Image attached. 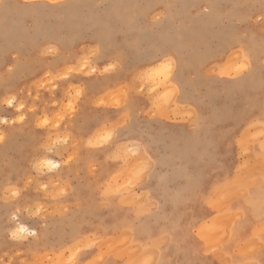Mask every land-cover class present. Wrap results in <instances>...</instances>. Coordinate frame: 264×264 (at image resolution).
Masks as SVG:
<instances>
[{
  "label": "rangeland",
  "instance_id": "1",
  "mask_svg": "<svg viewBox=\"0 0 264 264\" xmlns=\"http://www.w3.org/2000/svg\"><path fill=\"white\" fill-rule=\"evenodd\" d=\"M20 1L27 3L26 6H38L41 11L28 16L13 13L6 16L7 21H4V16L0 17V116L10 121L8 124L0 123V133L6 137L5 141L0 143V264H56L59 262L56 260L58 256H63L62 258L66 259L63 261L70 264L74 250L77 256L73 259L76 261H72L73 264H128L135 256L137 250L134 249H138L137 246L142 253L149 247L150 251L157 248L154 251L158 252V256L153 258V264H159L161 261L164 264H185L184 252L189 255L188 264H225L223 261H227L226 264H244L252 257L259 258L261 250L264 249V230L259 231V226L260 230L262 226L264 228V171L257 166L259 171L260 168L263 171L259 174L255 167L257 177L252 176L254 179L247 180L255 181V178L260 177L261 179L255 182L256 185H250L249 182L245 184L242 180L233 184V180L238 178L240 169L242 172L239 174L251 177V167L254 168V165H259L260 162L256 160L249 170L248 164L246 165L248 160L251 164L259 157L258 160L262 159L261 166L264 162V149L260 148L264 140L260 136L257 140L256 135L264 131V120L261 119L264 116V19L261 18V0H79L75 9L69 8L73 0ZM182 21L184 25L181 24ZM102 37L104 40H101ZM182 44H186L181 54L186 67L185 85L175 89L169 84L168 88L166 84H160L165 85L164 90L156 86V91L151 94V85L146 82L148 87L145 90L146 84L136 79L138 74L145 72L149 65L163 60L168 50H175V47ZM101 46L107 49L109 54L105 56L109 57L110 61L104 58L97 62L89 61L87 67L84 64L82 66V61L84 63L86 59L85 53ZM50 49L52 51H49ZM241 49H252L258 60L238 75L235 65L241 59ZM117 58V68L105 72V61L117 62ZM16 63L23 67L17 68ZM93 66L97 68L95 72L91 70ZM68 67L74 70L70 69V72ZM48 73L51 75H47ZM253 73L257 83L250 89L247 85H239V82L247 81ZM65 74L70 76V79L58 81L57 78ZM94 81L102 83V91L88 94L87 86ZM161 89L163 91L158 95ZM77 91H80L81 95L76 96ZM154 92L158 93L155 95ZM109 93L115 97L112 98ZM5 94L15 95L16 105L24 103L25 107L21 111L14 107L8 108L3 103ZM184 94L187 100L182 105L178 99ZM170 97L174 99L171 100ZM102 98H107L108 101ZM69 99L78 105L77 112L73 114L75 119L69 120L62 129H57L55 124L62 123L57 117L67 110L66 103ZM155 103L156 107L159 103H168L166 107H175L174 110L178 109V112L167 110L170 113L161 114L158 110L165 108V111V105L162 108L160 104L161 108L157 110ZM232 108L238 112L235 116L230 113ZM194 111L201 119L195 117ZM82 112H85L84 116H81ZM20 114L25 116L23 122L19 120ZM219 114L223 116L219 117ZM45 116L51 122L46 130L37 127ZM197 121L204 126V131L210 128L211 133L205 135L203 130L199 131L198 140L193 139L197 140L196 142L186 137L180 138V135L176 136L186 131L196 132ZM251 124L255 125V128L261 126L259 128L263 130L256 128V131H252L249 128L253 127L246 126ZM100 127H126L127 131L119 137H114V142H109L103 149L90 147L88 139L96 132L100 133ZM245 129H248V132ZM243 133L251 139H246ZM241 137L251 145L245 148L246 151L248 149L247 152L241 148ZM57 138H66L69 143H60L52 151H45V147ZM137 141L146 142L151 147L149 155L153 176L147 181V187H141L137 183L127 185L134 172L132 169L128 174L131 170L129 165L135 158L137 165L143 160L136 151H132ZM246 143L245 146L248 145ZM119 145L121 148L117 149ZM123 145L128 147L124 150L129 155L124 156H132L129 161L124 159L123 155L117 158L115 156L119 148L123 150ZM120 153L122 154L121 151ZM249 153L254 156L252 159ZM66 154L78 157L70 167L63 164ZM46 156L61 161V167L55 171H37L33 167L34 163ZM183 161H189L190 164L185 167ZM244 162L245 166H248L244 167L245 170L240 165L244 166ZM125 168L130 170L126 171L123 179L127 180L126 175H131L124 183L126 186L121 187H132L122 191L124 188H120V184L123 181L120 182L119 177H123ZM131 168H135L134 165ZM193 171H198L199 175L193 177V180H188L186 174ZM230 178L233 180L228 185ZM45 184L47 189L44 188ZM205 184L208 185L207 192L199 190ZM224 184L229 191L232 190L228 188L231 185L236 186L238 190H246L240 191L243 192L242 195L240 192H237L235 197L230 195V198H234L232 200L226 198L231 194L229 192L227 195H221H226L223 201L229 200L228 208L223 202L226 204L225 209L222 201L219 202L221 198L217 199L214 195ZM224 187L221 193H225ZM16 188H19L20 195L13 197L11 193ZM138 188L140 190H137ZM106 190L110 195H105ZM128 195L134 202L124 200ZM128 198L126 199L129 200ZM212 201L218 204L216 207L221 206L222 210L213 208L215 203ZM260 205L262 209L258 214ZM144 206L146 211L142 209ZM226 214L230 218L232 214L236 215L234 219L232 217L227 220ZM238 214L242 215V218ZM13 216L16 217L15 220L12 219ZM213 216L217 219L218 216L225 217L219 218L218 221ZM223 220L230 226L222 228L219 224V228L229 229L223 230L225 232L231 230L228 237L225 236L227 241L223 235L220 236L223 239L215 238L218 230H210L214 235L208 232L207 235L204 234L208 239L200 241L196 235L197 227L206 230L209 221H212L214 227L215 222ZM18 222L36 228L38 236H24L21 240H12L10 232L12 233ZM202 225L204 227H201ZM175 227L180 234L182 250L170 254L168 248L173 242L172 228ZM124 231L129 235L125 233L123 237L126 238L122 240L121 234H124ZM162 236H167L168 240L165 239L166 242L159 244L157 241H160ZM249 236L251 237L248 238ZM118 237L121 243L115 239ZM109 239L117 240L116 244V241L113 242L115 245H125L122 241H128L131 249L133 246L130 252L134 254L130 257V252L127 251L128 255H123V245L118 248L116 246V250L112 248L115 245H112L111 248L115 251L107 252L108 246L106 248L101 243L104 242L102 240H108L109 243ZM246 239L253 248L255 245L251 243L261 244L256 245L257 249L254 248L256 252L251 248L255 253H251L249 247L247 249L250 253L240 250V245H243ZM130 241L134 243L131 244ZM210 243L213 245H208ZM125 246L129 249L128 245ZM208 246L213 251H210ZM69 249L72 251H68ZM147 250L145 252H148ZM217 250L220 253L218 256L223 254V258L218 259V256H215ZM145 252L144 259L139 264L152 254L148 252L145 256ZM100 253L103 256L97 257ZM154 254L157 253L152 255ZM140 257L142 258L141 255ZM150 259L149 257L148 260Z\"/></svg>",
  "mask_w": 264,
  "mask_h": 264
},
{
  "label": "bare ground",
  "instance_id": "2",
  "mask_svg": "<svg viewBox=\"0 0 264 264\" xmlns=\"http://www.w3.org/2000/svg\"><path fill=\"white\" fill-rule=\"evenodd\" d=\"M24 1H28V0H24ZM78 2H79V0H73V1L71 2V4H70L69 8H71V9H75V7L78 5ZM26 4H27V3H23V2L20 1V0H4V3H3L2 5H0V17L2 18V16H4V17H5V18H4V21H7L8 17H6V16H7V15H10V14H13V13L18 14V15H20V16H28V15H31L32 13H40V11H41L40 7H38V6H26ZM110 8H111V7H110ZM110 11H111V10H110ZM110 11H109V12H110ZM122 16H123V15H118V17H122ZM2 21H3V20H2ZM205 22H208V21H205ZM205 22H204V23H205ZM181 24L184 25L183 21L181 22ZM198 27H199V26H198ZM105 34H106V32L103 34V36H105ZM192 37H193V36H192ZM185 39H186V38H185ZM185 39H184V40H185ZM188 39H190V38H188ZM192 39H193V38H191V40H192ZM199 39H200V38H199ZM101 40H104V38L102 37ZM189 41H190V40H189ZM187 42H188V40H187ZM35 43H36V42H35ZM103 43H104V42H103ZM183 43H184V42H183ZM185 46H186V44H182L181 46L175 47V48H176L175 50H174V49H170V50L167 51V53L164 52L165 55H164V58H163V59L171 58V59L175 62V65H174L175 69L177 68V70H175L176 72L174 71V77H175V78H174L170 83H168L170 87H173V88H175V89H178V88L180 89V88H182V86L185 85V83H186V77H185V74H184V73H185V69H186V67H185V61H183V57H182V55H181V54H183V53H182V50H183V48H185ZM104 47H105V46H104ZM227 49H228V48H227ZM243 50H244L245 52H247V54H248V57H249V65L253 66V65L255 64V61L258 60V59H257V55L254 54V52L252 51V49H251V50H247V49L245 50V49H243ZM250 51H251V52H250ZM194 54H196V53H194ZM194 56H195V55H194ZM238 57H240V55H239ZM104 58H107V60L110 61L109 57H107V56H103V57H101L100 59H104ZM190 58H191V57H190ZM192 58H194V57H192ZM236 58H237V56H236ZM100 59H99V60H100ZM237 59H238V58H237ZM230 60H233V59H230ZM230 60H229V62H230ZM234 60H236V59H234ZM193 61H194V59H193ZM111 62H112V61H111ZM196 62H197V61H196ZM227 62H228V61H227ZM108 63H109V62H108ZM112 63H113V62H112ZM160 63H162V60L159 61L158 63L152 64V65H149L148 68H145V72H146V70H150V69L155 68V67L158 66ZM82 64L85 65V62L83 63V61H82L81 65H82ZM82 66H83V65H82ZM85 66H86V65H85ZM85 66H84V67H85ZM235 66H236V65H235ZM16 67H17V68H22L23 66H21L20 63H18V64L16 63ZM79 67H80V66H79ZM86 67H87V66H86ZM68 68H69V70H70V69H73V70H74V68H72V67H68ZM82 68H83V67H82ZM93 69H95V71L97 70V68H96L95 66H93V67L91 68L92 71H93ZM80 70H81V69H80ZM19 72H20V71H19ZM142 72H143V71H142ZM142 72H140V73H142ZM17 73H18V72H17ZM68 73H69V72H68ZM211 73H212V72H211ZM223 74H225V73H223ZM65 75H66V74H65ZM136 79H138V78H136ZM139 81H140V80H139ZM259 81H260V80H259ZM198 82H199V81H198ZM133 83H134V81H133ZM143 83H144V85L146 84V82H143ZM255 83H257V79L254 78V73H253L251 76H249V78H248L247 81L244 80V81L239 82V85H240V86H244V85L246 86V85H247V86H249V89H250ZM101 84H102V83H100V82H98V81L91 82L90 85L87 86V93H88V94H93V93H97V92L102 91V85H101ZM140 84H141V83H140ZM162 85H163V84H162ZM166 85H167V84H166ZM149 86H150V84H149ZM159 86H160V85H159ZM232 86H233V85H232ZM141 87H142V86H141ZM143 87H144V86H143ZM146 87H148L147 84L145 85V90H146ZM160 87L163 88V87H165V85H164V86H160ZM166 87L168 88V85H167ZM228 87H229V86H228ZM151 88H152V85H151ZM156 88H159V87L157 86ZM156 88H155V91H156ZM173 88H172V90L174 91L175 89H173ZM226 88H227V87H226ZM137 89H138V88H137ZM139 89H140V87H139ZM139 89H138V90H139ZM170 89H171V88H169V90H170ZM143 90H144V89H143ZM145 90H144V91H145ZM148 90H149V89H148ZM163 90H164V88H163ZM163 90L161 89V92L159 91L160 94L157 92L158 95H161V93H162ZM172 90H171V91H172ZM193 90H194V89H193ZM149 91H150V90H149ZM149 91H148V92H149ZM177 91H178V90H176V93H177ZM148 92H147V94H148ZM151 92H152L151 94H153V91H151ZM157 93H156V94H157ZM174 93H175V92H174ZM109 94H111V97H112V98L115 97V96H114V97L112 96V93H109ZM149 94H150V92H149ZM151 94H150V95H151ZM154 94H155V92H154ZM156 94H155V95H156ZM164 94H165V93H164ZM114 95H115V94H114ZM155 95H154V96H155ZM165 95H166V94H165ZM174 95L176 96V94H174ZM174 95H173V97H174ZM106 97H107V96H106ZM147 97H148V95H147ZM157 97H159V96H157ZM166 97H167V96H166ZM166 97H165V98H166ZM173 97H170V99L172 100ZM108 98H109V97H108ZM120 98H121V97H120ZM151 98H153V96H152ZM154 98H155V97H154ZM102 99H105V98H102ZM106 99H107V98H106ZM106 99H105V100H106ZM116 99H117V98H116ZM116 99H115V100H116ZM118 99H119V98H118ZM158 99H159V98H158ZM160 99H161V98H160ZM173 99H174V98H173ZM168 100H169V98H168ZM171 100H170L169 102H171ZM178 100H179L180 104L183 105V102L187 100L186 95L184 94V95L181 96V98L178 99ZM89 101H91V100H89ZM97 101H98V100H97ZM103 101H104V100H103ZM106 101H108V100H106ZM147 101H149V100H147ZM154 101H155V102H159V101H156V100H154ZM92 102H93V101H92ZM99 102H100V101H98V103H99ZM110 102H111V100H110ZM119 102H120V101H119ZM119 102H118V103H119ZM150 102H152V100H150ZM169 102H168V103H169ZM172 102H174V100H173ZM88 103H89V102H88ZM101 103H102V102H101ZM106 103H107V102H106ZM168 103H166V105H165L164 103H159V105L162 104V105H160V106L163 108V106L165 105L164 107H166ZM23 104H24V103H23ZM102 104H103V103H102ZM108 104H109V103H108ZM169 104L172 105L171 103H169ZM175 104H176V103H175ZM119 105H120V104H119ZM154 105H155L154 107H156V103H155ZM157 105H158V104H157ZM159 105L156 107L157 110H158L159 108H161ZM152 106H153V104H152ZM171 107H172V106H171ZM173 107H174V105H173ZM14 108H15L16 110H18V111H21L20 104L16 105ZM167 108H169V109H167ZM244 108H245V107H244ZM164 109H165V108L160 109V110H158V112H160L161 114H162V112H163V114H167V113H170V111L168 112L167 110H171V112H172V111L175 109V107L172 108V109H170V107H166V110H165L166 112L163 111ZM176 109H177V108H176ZM234 109H235V108H232V109L230 110V111H232V112H230V113H231L232 115L234 114L233 116H235V114L238 113L237 111L235 112ZM246 109H248V108H246ZM177 110H178V109H177ZM177 110H174V111L178 112ZM183 111H185V109H184ZM191 112H192V111H191ZM191 112H190V113H191ZM227 113H228V111H227ZM84 114H85V112H82L81 116H84ZM194 115H195L196 118H198V120L201 119L200 115H198V114L196 113V111H194ZM221 115L223 116V114H219V117H220ZM262 115H263V114H262ZM260 116H261V115H260ZM166 117H167V116H166ZM192 117H193V115H192ZM3 119H7V118H4V117H1V116H0V120H3ZM17 119H18V118H17ZM235 119H236V118H235ZM255 119H256V118H255ZM7 120H8V119H7ZM10 120H11V119H10ZM14 120H15V119H14ZM196 120H197V119H196ZM259 120H260V119H259ZM16 121H18V120H16ZM9 122H10V121L8 120V123H9ZM8 123H7V124H8ZM258 124H259V123H258ZM212 125H213V124H212ZM251 125H252V124H251ZM246 126H249V125H246ZM254 126H255V125H254ZM211 127H212V126H211ZM259 127H261V126H259ZM259 127L256 126L257 129H258ZM54 128H55V127H54ZM104 128H105V127H104ZM104 128H103V127H100L99 129H100V130H101V129L104 130ZM243 128H244V127H243ZM245 128H246V127H245ZM254 128H255V127H253V128H249V129H252V131H253V130L256 131L257 129H256V128L254 129ZM209 129H210V128L206 129L207 131H204V126L201 125V124L199 123V121H197V130H196V132L194 131V133H193V132H188V131H186V132H184V133L177 134L176 136L180 135V136H179L180 138H181V137H186V138H188V139H191V141H193V139H197V140H198V137H199V135H200V132H199V131H202V130H203V131H204L203 133H205V135H206V134H210V133H211V132L209 131ZM260 129H261V128H259V130H260ZM263 129H264V128H263ZM263 129H261V130H263ZM102 130H101V131H102ZM245 130H246V129H245ZM97 131H98V130H97ZM243 132H244V131H243ZM246 132H248V129L246 130ZM246 132H245V133H246ZM97 133H98V132H96L95 134H97ZM252 133H253V132H252ZM255 133H256V132H255ZM257 133H258V131H257ZM259 133H260V132H259ZM259 133H258V134H259ZM95 134H93V136H94ZM258 134H256V135H257V140H258V137H259ZM59 135H60V134H59ZM247 135H249V134H247ZM253 135H254V134H253ZM256 135H255V136H256ZM54 136H56V134H55ZM63 136H64V134H63ZM241 136H242V135H241ZM243 136H244V133H243ZM56 137H57V136H56ZM244 137H245L246 139H251V137H250V138H247V136H244ZM253 137H254V136H253ZM53 138H54V137H53ZM53 138L50 139V143H51V141H53ZM61 138H62V137H61ZM177 138H178V137H177ZM210 138H211V136H210ZM235 138H236V137H235ZM57 139H58V138H57ZM65 139H66V138H65ZM197 140H194L193 142H196ZM252 140H253V138H252ZM70 141H71V140H70ZM237 141H238V140H237ZM239 141H241V140H239ZM239 141H238V142H239ZM255 141H256V140H255ZM247 142H248V141H247ZM45 143H46V142H45ZM45 143H44V144H45ZM52 143H53V142H52ZM78 143H79V142H78ZM239 143H240V142H239ZM121 144H122V143H121ZM244 144H245V143H243L242 146H241L240 144H239V145L241 146L242 150L244 149V151H246L245 148H249V146H251V145H249V143H246V144H248V145L245 146ZM110 145H111V144H110ZM132 146H133V145H132ZM134 146H135V145H134ZM257 146H258V145H257ZM42 147H43V146H42ZM118 147L121 148L120 145L117 146L116 148L118 149ZM124 147H127V146H124V145H123V147H122L123 150L119 148V151H118L119 153H118V152H115V153H117V154H116V155L113 154V156L115 155L116 158H117V156H120V157H121V155H123L124 159H127V160H128L129 158L131 159L132 156L129 157V158H127L129 155H128L127 152L125 151V150L128 149V147H127V148H124ZM45 148H46V147H45ZM134 148H136V147H134ZM134 148L132 149V151H133V150L136 151V149H134ZM110 149H111V148H110ZM124 149H125V150H124ZM130 150H131V148L129 147V153H131ZM254 150H255V149H254ZM45 151H46V150H45ZM113 151H114V150H113ZM113 151H112V152H113ZM116 151H117V150H116ZM120 151L122 152V154L120 153ZM124 151H125L126 153H125ZM239 151H240V150H239ZM247 151H248V149H247ZM247 151H246V152H247ZM249 151H250V150H249ZM260 151H261V150H260ZM77 152H78V151H77ZM77 152H76V153H77ZM261 152H262V151H261ZM48 153H49V152H48ZM113 153H114V152H113ZM250 153H252V152H250ZM250 153H249V154H250ZM124 154H126L127 157L124 156ZM255 154H256V153H255ZM45 155H46V154H44V156H45ZM130 155H131V154H130ZM250 155H251L250 158L252 159L254 156H253L252 154H250ZM42 156H43V155H42ZM73 156H74V155H73ZM252 156H253V157H252ZM104 157H105V156H104ZM123 157H122V158H123ZM125 157H126V158H125ZM135 157H136V156H135ZM139 157H140V156H139ZM116 158H115V159H116ZM118 158H119V157H118ZM140 158H143V159H144L143 156L140 157ZM37 159H38V158H37ZM43 159H49V160H52L54 163H60V162H61V161L59 162V161H57V160H54L53 158L48 157V156L44 157ZM43 159H41V160H43ZM137 159H138V158H137ZM258 159H259V157H258ZM258 159H255L254 162H251V164H249V160H248V161H247L248 163L246 162V165L248 164L249 167H248V166H245V162H244V166H243V164H240V165L242 166V168H244V167L247 168V167H248V169H249V168L251 167V165H253V164L256 163V160H257V162H260V163H261V160H262V159H261V160H258ZM38 160H40V158H39ZM133 160L136 161V158L133 159ZM139 160H140V159H138V161H139ZM141 160H142V159H141ZM128 161H129V160H128ZM134 161H132V162L134 163V164H133V163L131 162V160H130V162L132 163V164L130 163L131 165H129V167H130L131 170H130V169H126V168H129V167H126V168H125V172H123V174H122L123 177H121V175H120V177H119L118 175H116V176H118L120 179L122 178L121 180H120L119 178H117V180L119 179L120 182L123 181V182L120 184V188H124V189H122V191L125 190V189L128 190V188L132 187L131 185H129L130 187L128 186L127 188H125V187H121V185L126 186L124 183H126V181L129 180L128 178H129V176L131 175V174H130V175H128V174L131 173V172L135 169V168H131V167H133V165H134V167H135V166L137 165V163H138V162H136V164H135ZM250 161H251V160H250ZM252 161H253V160H252ZM183 162H184L183 165H184L185 167H186L187 165L190 164L189 161H183ZM242 162H243V160H242ZM79 163H80V162H79ZM252 163H253V164H252ZM260 163H259V165H258V163H256L257 165L255 164L256 166L254 165V168L251 167V170H250V169H249V170H250L251 172L255 173V171L258 169L257 166H259V167H261V168L263 169V171H264V162H263L262 166H261ZM60 164H62V163H60ZM82 165H83V163H82ZM241 166H240V167H241ZM114 167H115V165H114ZM255 167H257V169H255ZM238 168H239V167H238ZM261 168H260L261 171H259V169H258V173H259V174H260V172H263ZM55 169H57V168H53V169H51V170H54V171H55ZM75 169H76V168H75ZM132 169H133V170H132ZM239 169H240V168H239ZM248 169H246V171H248V173L251 174V173L249 172ZM129 170H130V172H128ZM244 170H245V168H244ZM252 170H253V171H252ZM33 171H34V170H33ZM37 171H38V170H37ZM37 171H36V172H37ZM47 171H48V170H47ZM77 171H78V170H77ZM108 171H110V170H108ZM108 171H106V172L108 173ZM126 171L128 172V174L126 175L127 180H124L123 178H124V176H125L124 174H126ZM241 172H242V170L240 169V170H239V173H241ZM244 172H245V171H244ZM244 172H243V173H244ZM42 173H43V172H42ZM239 173H238V178H237V179L234 178L235 180H233V179H231L232 177L230 178V180H229V184H228V185H230V183H231L232 180L234 181L233 184H235V183H236V184L239 183V180H242V182H245V184H248V182H249V181H247L248 179H251V178H253V177H257L256 175H258V173H255V174H254L255 176H254V175H252V174H253V173H252V174H251V177H248V176H250V175H248V176L246 175V176H245L244 174L242 175V174H239ZM120 174H121V173H120ZM236 174H237V173H236ZM246 174H247V173H246ZM106 175H107V174H106ZM186 175H187V179H188V180H193V179H194L193 177L198 176V175H199V172H198V171H193V173L186 174ZM241 175H242V176H241ZM107 176H108V175H107ZM131 176H132V177H131ZM131 176H130V178L133 180V175H131ZM234 176H237V175H234ZM243 176L246 177V178H242V179H241L240 177H243ZM252 176H253V177H252ZM247 177H248V178H247ZM263 177H264V176H263ZM114 179H115L114 181H116V177H115ZM131 179H130V180H131ZM253 179H254V178H253ZM256 179H257V180H256ZM258 179H261V178H260V177L255 178V181H252V180H251V181L249 182L250 185H256L255 182L257 183ZM130 180H129V181H130ZM223 180H225V179H223ZM226 180H227V179H226ZM244 180H246L247 182L244 181ZM263 180H264V178H263ZM119 181H118V184H119ZM129 181H128V182H129ZM133 181H134V180H133ZM235 181H236V182H235ZM252 182H253V183H252ZM224 183H225V182H224ZM226 183H228V182L226 181ZM251 183H252V184H251ZM51 184H52V183H51ZM105 184H106V183H104V185H105ZM111 184H112V183H111ZM128 184H129V183H127V185H128ZM132 184L136 185V182H133ZM263 184H264V183H263ZM263 184H262V185H263ZM214 185H215V184H214ZM216 185H217V184H216ZM221 185H222V184H221ZM32 186H33V185H32ZM115 186H116V184H115ZM219 186H220V185H218V187H219ZM224 186H225V184H224L222 187H224ZM226 186H227V185H226ZM24 187H25V186H24ZM133 187H134V186H133ZM222 187H220V189L217 190V191H218L217 194H214V195L217 196V199L221 198V199H219V202L221 203V201H222L223 209H225L224 207H225V205L227 204V202H228L229 200L234 199V198H230V195H231V197H232L233 195H234V197H235V195H236L237 192L239 193L241 190H242V191L245 190L244 188L242 189L241 187H240L241 189L238 190V189L236 188V186L234 187V186L231 185V186H229L228 188H230V189L232 188V190L229 191V189H227L226 187H224V188H225V190H224L225 193H221V192H220L221 190H222V192H223V188H222ZM253 187H254V186H253ZM257 187H258V186H257ZM261 187H262V186H261ZM212 188H213V187H212ZM235 188H236L238 191L235 190ZM263 188H264V186L262 187V189H263ZM111 189L113 190L114 188L111 187ZM11 190H12V189H11ZM115 190H116V189H115ZM226 190H227V191H226ZM253 190H255V189H253ZM256 190H258V189H256ZM256 190H255V191H256ZM9 191H10V190H9ZM55 191L58 192L59 190H58V191L55 190ZM119 191H120V190H119ZM210 191H211V190H210ZM234 191H235V192H234ZM245 191H246V190H245ZM113 192H114V190H113ZM226 192H227V193H226ZM228 192L231 193V194H229ZM232 192H233V193H232ZM259 192H260V191H259ZM48 193H49V192H48ZM219 193H220V195H219ZM240 193H241V195H242L243 192H240ZM240 193H239V194H240ZM124 194H125V193H124ZM143 194H144V193H143ZM223 194H226V195L229 194V197H226V195H224L227 199H229L228 201H227V199L223 201L224 196H223V197L221 196V195H223ZM232 194H233V195H232ZM11 195H12V193H11ZM218 195H219V196H218ZM243 195H244V194H243ZM247 195H248V194H247ZM247 195H245V196H247ZM58 196H59V194H58ZM111 196H112V195H111ZM123 196H124V195H123ZM216 196H215V197H216ZM128 197H129V195H128V196H125V198H124V197H123V198H124V200H125L126 202H131V201L133 200V199H129V198H131V194H130V197H129V198H128ZM206 197H207V196H206ZM218 197H219V198H218ZM106 198H107V197H106ZM117 198H118V197H117ZM126 198H128L129 200H127ZM132 198H134V197L132 196ZM210 198H213V197H210ZM239 198H240V197H239ZM242 198H243V197H242ZM242 198H240V199H242ZM240 199H238V201H239ZM130 200H131V201H130ZM137 200H138V199H137ZM212 200H213V199H212ZM263 200H264V198H263ZM107 201H108V200H107ZM213 201H214V200H213ZM213 201H212V202H213ZM126 202H125V203H126ZM132 202H134V200H133ZM219 202H218V203H219ZM223 202H225L226 204L224 205ZM240 202H242V201L240 200ZM262 202H264V201H262ZM262 202H261V205H262ZM213 203H215V204L213 205V208H219L218 210H220V207H221V206L219 205L220 207H216V205L218 206V204H217L216 202H213ZM242 203H243V202H242ZM38 204H39V203H38ZM42 204H43V203H42ZM118 204H119V203H118ZM76 205H77V204H76ZM151 205H152V204H151ZM228 205H229V204H227V208H228ZM257 205H258V204H257ZM261 205H260V207H261ZM39 206H40V205H39ZM133 206H134V205H133ZM243 206H244V205H243ZM263 206H264V205H263ZM147 207H148V206H147ZM147 207H146V208H147ZM208 207H210V206H208ZM134 208H135V207H134ZM39 209H40V208H39ZM42 209H43V208H42ZM142 209H143L144 211L147 210V209L145 210V206H144ZM211 209H212V208H211ZM260 209H262V207L259 208V212H258V214H260ZM148 210H149V209H148ZM218 210H217V211H218ZM221 210H222V209H221ZM221 210H220V211H221ZM263 210H264V209H263ZM254 211H256V209H254ZM224 212H226V211H224ZM230 212H231V211H229V213H230ZM17 213H18V212H17ZM229 213H227V214H229ZM231 213H232V212H231ZM233 213H234V212H233ZM236 213H237V212H236ZM239 213H240V212H239ZM241 213H242V212H241ZM143 214H144V213H143ZM216 214H218V213H216ZM221 214L224 215V213H220V215H221ZM227 214H226V216H227ZM235 215H236V214H235ZM235 215L232 214L231 218L233 217L232 219H234ZM238 215H240V214H238ZM216 216H217V215H216ZM216 216H215V217L213 216L214 219H215V218L217 219ZM241 216H242V215H240V217H241ZM248 216H249V215H248ZM213 217H212L211 219H213ZM224 217H225V216H224ZM224 217H223V216H221V217L218 216V219H217V220L220 221V219H221V218L224 219ZM236 217H237L238 219L240 218V217H238V216H236ZM219 218H220V219H219ZM227 218H230V216L228 215V216L226 217V219H227ZM231 218H230V219H231ZM237 218H236V219H237ZM241 218H242V217H241ZM255 218H256V216H255ZM230 219H229V220H230ZM250 219H252V215L250 216ZM208 220H209V219H208ZM217 220H215V221L217 222ZM227 220H228V219H227ZM230 221H231V220H230ZM213 222H214V221H213ZM216 222H215V223H216ZM223 222H224V220H223ZM223 222L216 223V224H218V225H216V224L214 223V224H213V225H215L214 227H213L212 224H211L212 221H211V223H210V221H209V224H208V225H207V223H205V224L208 226V227H206V230H207V228L209 229V230H207V232H206V230H205L204 228H201V227H204V225H202L201 227H199V228H201V229H198V227H197V229H195V230H197L196 232H197V233H200V235H202L203 237H204V234L207 235L208 232L212 234L211 231L215 230V232H216V230H218V232L220 231V233H219V234H218V232L215 233V238H217V237H218V238H221V237L224 236L223 238H224V240H226L225 238L228 237V233H229L231 230H230L229 232L226 231V232H227V233H226L225 231H223V230H225L226 228H225V229H221V227L219 228V224L222 226V228H223V227H227V225H228V224L226 225L227 221H225L224 223H223ZM221 223H223V224H221ZM228 223H230V222H228ZM263 223H264V222H263ZM263 223H262V224H263ZM224 224H225V226H224ZM231 224H232V223H231ZM257 224H258V223H257ZM21 225H23L25 228L29 229V232H31V231H35V232H36V236H32L33 238H36V237L38 236V230H37L36 228H30L29 226H27L26 224H24V223H22V222H18V223L14 226V228L12 229V232L15 231V230H16L18 227H20ZM258 225H259V224H258ZM258 225H257V226H258ZM211 226H212V228H211ZM216 226H218L219 229H218ZM228 226H230V225H228ZM215 227H216V228H215ZM253 227H255V226H253ZM227 228H228V227H227ZM255 228H256V227H255ZM126 229H127V228H126ZM172 229H173V231H174V234H173V242H172V244H171V247L168 248V251L170 252V254H174V253H176V252L182 250V248H181V243H180V242H181L180 234H179V232L177 233L178 228L175 227V228H172ZM257 229H258V227H257ZM257 229H256V230H257ZM210 230H211V231H210ZM226 230H229V229H226ZM263 230H264L263 226H262V229H261V230H260V226H259V231L261 232V231H263ZM199 231H202V232H199ZM221 231H222L223 234H221ZM257 231H258V230H257ZM259 231H258V232H259ZM203 232H204V233H203ZM123 233H124V234H121V237H122L121 239H122V240H123V238H126V236L123 237V235H125V233H126L127 236L129 235V233H128L127 231H126V232L124 231ZM127 233H128V234H127ZM224 233H226V234L224 235ZM262 233H263V232H262ZM10 235H11V232H10ZM162 235H163V234H162ZM196 235H197V234H196ZM212 235H214V234H212ZM212 235H209V236H212ZM216 235H217V236H216ZM218 235H219V236H218ZM222 235H223V236H222ZM23 236H26V237H27V236H31V235H29L28 233H24ZM169 236H170V235H169ZM197 236H198V235H197ZM220 236H221V237H220ZM225 236H226V237H225ZM252 236H253V235H252ZM254 236H255V235H254ZM163 237H164V236L161 237L162 239L159 238V240L161 239L160 241H157V242H160L159 244H161L162 241L166 242V241L168 240V239H167V238H168L167 236L164 237V238H163ZM198 237H199V236H198ZM250 237H251V236H249L248 238H250ZM205 238H207V237H204V240H205ZM209 238H210V237H209ZM212 238L214 239V237H212ZM223 238H221V239H223ZM25 239H26V238H25ZM107 239H108V238H107ZM112 239H113V238H112ZM112 239H109V240H110L109 243H108V240H107V241L102 240V241H104V242L101 243V244H103V246L106 247V248H107V246H108V248H107V250H106L107 252L110 251V250L115 251L118 247H120L119 245H121V247H122V245H123V244H119V243H118V245H115V244L117 243V240H118V241L120 240V237L115 238V239H117V240H115L116 242H115L114 240H112ZM165 239H167V240H165ZM207 239H208V238H207ZM213 239H212V240H213ZM252 239H253V238H251L250 242H252ZM96 240L99 241L98 239H96ZM96 240H95V241H96ZM129 240H130V238H129ZM157 240H158V239H157ZM209 240H210V239H209ZM258 240H259V239H258ZM95 241H94V242H95ZM97 241H96V243H97ZM102 241L100 240V242H102ZM111 241H112V242H111ZM210 241H211V240H210ZM215 241H217V240H215ZM226 241H227V240H226ZM245 241H246L247 243H246V242H245V243L242 242V243H244L245 245H244V244H243V245H240V246H241V249H240V250H241L242 252L245 251V253H246L249 249H250L251 253H252L253 250L256 252V249L258 248V247H256V245L261 246L260 243L256 244L255 242H253V243H255V244L251 243V245H255L254 248H256V249H254L253 247L250 246V242H248L249 240L247 241V239H246ZM254 241H256V240H254ZM105 242H106V243H105ZM110 242L112 243L111 245H110ZM113 242H115V244H114ZM119 242H120V241H119ZM123 242L125 243V245H128V248L130 249V250L127 249V246L123 245V246H124V249H126V250H124V249L122 248V249H121V252H122V254L125 253V254H123V255H126V254L128 253L127 251L130 252V251L133 250V246H132V249H131V248H130L131 245L129 246V244L127 243L128 241H126V242H125V241H122V243H123ZM130 242H131V241H130ZM157 242L155 241V243H157ZM164 242H162V243H164ZM256 242H257V241H256ZM82 243H83V242H82ZM120 243H121V242H120ZM133 243H134V241L131 242V244H133ZM135 243H136V242H135ZM137 243H138V242H137ZM212 243H213V242H212ZM223 243H224V242H223ZM262 243H263V241H262ZM88 244H89V243H88ZM97 244H98V243H97ZM106 244H107V245H106ZM139 244H140V242H139ZM248 244H249V245H248ZM82 245H83V244H82ZM109 245H110V246H109ZM112 245H115V246L112 247ZM142 245H143V244H142ZM149 245H150V244H149ZM152 245H153V244H151V246H152ZM208 245H213V244L210 243V244H208ZM214 245H216V243H214ZM246 245H248V246H246ZM75 246H76V245H75ZM77 246H78V244H77ZM116 246H117V248H116ZM136 246H137V244L135 245V248H136ZM204 246H205V245H204ZM216 246L218 247L219 245L217 244ZM222 246H223V245H222ZM111 247L114 248L115 250L112 249ZM137 247H138V249H137V248L134 249V250H137L135 254L132 253V252H130V253H128V254H129L130 257H131V255H133V254L135 255L134 257L132 256L133 258H131L130 262H133V260H135L136 258H137V259L140 258V260L137 261V259H136L133 263H130V262H129L128 264H134V263H135V264H139V263L141 262V260L144 259V258H143V257H144L143 255H144V252H145L147 249H148L147 251H148L149 253H152V254H153V253H157V254H154V256H153L152 254H151L152 256L149 254L150 256H149V255L147 256L146 253H148V252H145V254H146L145 256H147V257H145V258H146L145 261H152L153 258L156 259V257L158 256V252H157V251H156V252L154 251V250H156L157 248L154 249V248L152 247L153 249H152V251H150L149 248H151V247L147 248V246H146L147 249H144V251H143V253H142V250L139 248V246H137ZM154 247H155V246H154ZM205 247H206V246H205ZM208 247H209V246H208ZM219 247H221V246H219ZM242 247H243V248H242ZM248 247H249V249H247ZM71 248H72V247H71ZM78 248H79V247H78ZM209 248L211 249V247H209ZM209 248H208V249H209ZM251 248H252L253 250H252ZM108 249H109V250H108ZM139 249H140V250H139ZM208 249H207V250H208ZM210 249H209V250H210ZM216 249L219 250V248H216ZM245 249H247V250H245ZM70 250H71V249H69L68 251H70ZM72 250H74V248H72ZM72 250H71V251H72ZM138 250H139V251H138ZM207 250H206V251H207ZM209 250H208V252H209ZM218 250H217V252H216L217 255L215 254L216 257L218 256V254H220V253L218 252ZM112 251H110V252H112ZM123 251H124V252H123ZM210 251H213V249H211ZM234 251H236V250H234ZM254 251H253V253H255ZM72 252H73V253H71V254L74 255V258H73V259H75V257L77 256V255L74 253L75 250L72 251ZM102 252H103V251H102ZM134 252H135V251H134ZM137 252H139V254H138ZM76 253H77V252H76ZM104 253H105V252H104ZM140 253H141V254H140ZM248 253H250V252L248 251ZM71 254H70V255H71ZM77 254H78V253H77ZM100 254H101V253H100ZM100 254H99V256H97V257L103 256V254H101V255H100ZM128 254H127V255H128ZM239 254H240V251H239ZM112 255H113V254H112ZM127 255H126V256H127ZM136 255H137V256L139 255V256L137 257ZM140 255L142 256V258L140 257ZM226 255H227V254H226ZM241 255H242V254H241ZM249 255H251V254H249ZM222 256H224V255L221 254L220 257L218 256V259H219V258H223ZM243 256H244V255H243ZM59 257H60V256H58V258L56 259L57 261L59 260V262L56 263V264H60V263H61V262H60L61 259H59ZM62 257H63V256H61L60 258H62ZM71 257H73V256H71ZM71 257H70V259H71ZM105 257H106V255H105ZM130 257H129V258H130ZM135 257H136V258H135ZM149 257L151 258L150 260H148ZM225 257H226V256H225ZM225 257H224V258H225ZM64 259H65V258H62V261H63ZM70 259H69V260H70ZM73 259H72V261H73L74 263H76V261H74ZM114 259H115V258H114ZM132 259H133V260H132ZM183 259L186 260L185 264H188L189 255H186L185 252H184V254H183ZM228 259H230V258H228ZM228 259H226V260H228ZM65 260H66V259H65ZM96 260H97V259H96ZM96 260H94V261H96ZM184 260H183V261H184ZM220 260H222V259H220ZM224 260H225V259H224ZM57 261H56V262H57ZM72 261H71V262H72ZM92 261H93V260H92ZM145 261H144V262H145ZM73 262H72V264H73ZM144 262H143V263H144ZM154 262H155V261H154ZM219 262L222 263V261H219ZM226 262H227V261H226ZM226 262L223 261V263H225V264H226ZM247 262H248V261H247ZM65 263H67V262H65V261L62 262V264H65ZM143 263H141V264H143ZM228 263H229V262H228ZM242 263H243V262H242ZM242 263H241V264H242ZM245 263H246V262H244V264H245ZM67 264H68V263H67ZM235 264H236V263H235ZM246 264H247V263H246Z\"/></svg>",
  "mask_w": 264,
  "mask_h": 264
},
{
  "label": "snow or ice",
  "instance_id": "3",
  "mask_svg": "<svg viewBox=\"0 0 264 264\" xmlns=\"http://www.w3.org/2000/svg\"><path fill=\"white\" fill-rule=\"evenodd\" d=\"M4 3V0H0V5ZM261 18L264 19V0H261ZM49 51H52L51 49ZM109 53L107 52V49L103 46L99 48H94L85 53V65L89 61L91 62H97L99 59L105 55H108ZM119 62V58H117V62L113 63H108L105 61L107 64V67H104L105 72H109L110 70H114L117 68ZM175 62L171 58L163 59L162 63H160L158 66H156L153 69H150L147 72L139 73L138 74V79L141 80L142 82H147L150 85H152V91H155V87L159 86L160 84H168L170 83L175 77H174V71H175ZM249 57L247 52H245L243 49H241V59L239 62L236 64L235 71L239 75L249 68ZM72 70H70L71 72ZM93 72H95V69H93ZM47 75H51L48 73ZM59 80L62 81H68L70 79V76L64 75V76H59ZM59 86V84H57ZM143 91V89H141ZM76 96L81 95L80 91H77L75 93ZM3 103L8 107V108H13L17 104V97L15 95H7L5 94V99L3 100ZM25 106L23 104H20V108L23 109ZM77 107L78 105L74 104L71 99L67 100L66 103V111L61 112V114L57 117L58 121H62V123H56L55 127L57 129H62L64 125H67L69 123V120H74L75 114L77 112ZM35 111V109L33 110ZM264 120V116L261 118ZM19 120L23 122L25 120V116L23 114L19 115ZM0 123L7 124L8 120L3 119L0 120ZM15 123V120L13 121ZM50 120L48 119L47 116H45L39 124H37V127L40 129L46 130L48 125L50 124ZM249 127H254V125H249ZM74 130V129H73ZM127 131L126 127H121V128H108L105 127L103 131L100 133L90 137L88 139V145L90 147H97V148H105L106 145L109 144V142H114L113 138L114 137H119L120 135L123 134V132ZM259 136L261 137L262 140H264V131H261L259 133ZM6 139L5 135L3 133H0V143L4 142ZM242 144L246 143L247 141L241 137ZM64 143L67 144L69 143L68 139L60 140L57 139L54 141L51 145L46 146L45 150L46 151H52L53 148L60 144ZM260 148L264 149V143L260 144ZM151 152V147L149 146L148 143L146 142H139L137 141L136 143V154L143 156L144 159L140 160L139 164L135 166L134 172H133V180L139 184L141 187H147V181H150L153 176V170H152V161H151V156L149 153ZM78 159V157H75L73 155L66 154V158L63 160V164L65 166H72L73 163ZM34 168H36L39 171H51L53 168H60L61 164L60 163H54L52 160L49 159H43V160H38L34 163L33 165ZM133 180L129 181V184L133 183ZM47 185H44V188L47 189ZM137 190H140L138 188ZM199 190L207 192L208 190V185H204L202 188ZM20 195V190L19 188H16L15 190L12 191V196L13 197H18ZM105 195H110V193L106 190ZM7 203V202H6ZM13 207H15V204H13ZM36 215H39V209L36 210ZM12 219H16L15 216L12 217ZM28 233L31 236H36L35 231L29 232V229L25 228L23 225L18 227L15 231L11 233V239L12 240H21L24 238L23 234ZM199 236L200 241L202 242L204 240V237L197 233ZM74 258V257H73ZM71 264V262H70ZM145 264H153L152 261H145ZM159 264H164L163 261L159 262ZM247 264H264V249L261 250L259 258L252 257L248 260Z\"/></svg>",
  "mask_w": 264,
  "mask_h": 264
}]
</instances>
